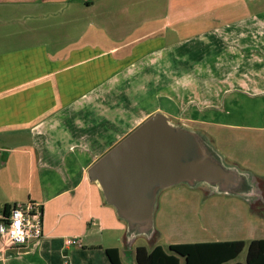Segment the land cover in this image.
Returning <instances> with one entry per match:
<instances>
[{
  "label": "crops",
  "instance_id": "obj_1",
  "mask_svg": "<svg viewBox=\"0 0 264 264\" xmlns=\"http://www.w3.org/2000/svg\"><path fill=\"white\" fill-rule=\"evenodd\" d=\"M263 105L264 0H0V216L25 202L42 213L39 240L0 238V264H67L65 241L93 212L117 239L93 247L120 253L122 223L87 169L156 112L215 146L208 127ZM15 155L26 189L2 175Z\"/></svg>",
  "mask_w": 264,
  "mask_h": 264
},
{
  "label": "rangeland",
  "instance_id": "obj_2",
  "mask_svg": "<svg viewBox=\"0 0 264 264\" xmlns=\"http://www.w3.org/2000/svg\"><path fill=\"white\" fill-rule=\"evenodd\" d=\"M156 102L162 104L166 110L171 109V104L164 100ZM258 109L255 112H259L260 115L258 117L255 115L253 121L248 117L249 110L239 108V111L233 112H246L247 116H239V120L237 117L231 118L230 121L222 120L224 123L221 126L208 127L207 130L212 136H217L218 143L216 142L215 146L225 162L249 172V176L256 181L261 197H257L256 193L248 198L226 195L204 184L196 187L179 184L162 190L157 198L150 237L135 236L130 247H125L122 237L126 230L124 231V224H121L123 227L117 235L120 237L118 246L122 264H136L134 252L137 246H144L150 250L159 245L166 250L171 244L215 241L249 243L252 240L264 239V105ZM187 113L188 111L185 115ZM225 122L233 125H224ZM256 137H260L258 138L260 141H253ZM15 157L16 164L10 161L2 175L10 176L17 187L21 184L26 189L31 179L28 162L22 160L19 162L18 155ZM3 159L5 157L0 156V164ZM81 192L82 190L80 194ZM81 199L83 200V197H80V205ZM92 215L95 216L88 217L87 222L84 216L80 215V220L84 218L80 221V240L71 237L79 240L80 244L72 246L71 251H68L65 261L67 264H110L102 248L117 244V239L112 238L108 228L99 225L102 228L99 231L98 223L101 224V220L97 218L99 212L98 214L93 212ZM90 221L96 224L91 229L88 228ZM62 231L64 232L58 230V233H67L66 230ZM105 239H108V242H105ZM98 245L102 248L93 247ZM73 249L75 252L72 254ZM246 252L245 247L232 262L244 263Z\"/></svg>",
  "mask_w": 264,
  "mask_h": 264
},
{
  "label": "water",
  "instance_id": "obj_3",
  "mask_svg": "<svg viewBox=\"0 0 264 264\" xmlns=\"http://www.w3.org/2000/svg\"><path fill=\"white\" fill-rule=\"evenodd\" d=\"M248 173L226 163L203 131L156 112L98 158L86 176L124 224L122 241L130 247L135 236H151L162 190L204 184L226 195L261 197Z\"/></svg>",
  "mask_w": 264,
  "mask_h": 264
},
{
  "label": "trees",
  "instance_id": "obj_4",
  "mask_svg": "<svg viewBox=\"0 0 264 264\" xmlns=\"http://www.w3.org/2000/svg\"><path fill=\"white\" fill-rule=\"evenodd\" d=\"M10 205H4L1 215L7 216ZM247 248L245 262H232ZM110 264H122L117 248H105ZM136 264H264V239L243 241H217L203 243L171 244L164 250L157 245L148 250L137 246Z\"/></svg>",
  "mask_w": 264,
  "mask_h": 264
},
{
  "label": "built area",
  "instance_id": "obj_5",
  "mask_svg": "<svg viewBox=\"0 0 264 264\" xmlns=\"http://www.w3.org/2000/svg\"><path fill=\"white\" fill-rule=\"evenodd\" d=\"M41 207L25 202L11 205L7 216H0V238L6 250L20 249L42 238ZM77 239H67L66 246L79 245Z\"/></svg>",
  "mask_w": 264,
  "mask_h": 264
}]
</instances>
